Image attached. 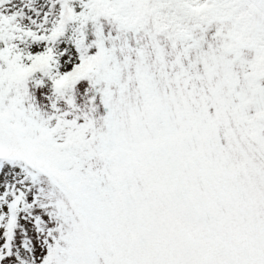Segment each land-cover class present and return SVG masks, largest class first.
<instances>
[{
    "label": "snow or ice",
    "instance_id": "obj_1",
    "mask_svg": "<svg viewBox=\"0 0 264 264\" xmlns=\"http://www.w3.org/2000/svg\"><path fill=\"white\" fill-rule=\"evenodd\" d=\"M0 264H264V0H0Z\"/></svg>",
    "mask_w": 264,
    "mask_h": 264
}]
</instances>
